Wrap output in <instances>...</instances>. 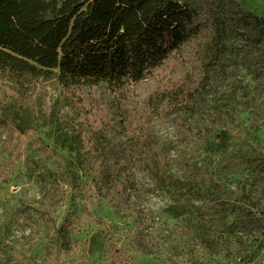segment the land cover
Here are the masks:
<instances>
[{"label":"trees","instance_id":"1","mask_svg":"<svg viewBox=\"0 0 264 264\" xmlns=\"http://www.w3.org/2000/svg\"><path fill=\"white\" fill-rule=\"evenodd\" d=\"M185 44H192L199 73L193 67L174 79L171 69L162 68L180 55ZM240 68L251 74L258 88L264 87V16L245 10L237 0H0V76L16 80L27 75L50 77L58 70L65 92L106 84L108 92L121 98L139 93L143 81L153 80L137 115L124 119L144 158L149 157L153 164L160 153L146 143L144 135L151 122L175 112L191 114L204 101L201 105L207 110L212 137L200 143L189 123H184L188 143L180 158H173L177 181L183 189L205 196V203L219 210L222 219L238 211L243 219L237 223L251 211L241 200V192L227 195L222 171L244 172L252 166L264 169V156L257 155L255 148L244 155L241 151L247 129L237 119ZM220 87H224L223 93ZM79 99L77 103L85 98ZM78 108L73 117L76 127L62 133V146L76 152L74 159L86 168L81 170L90 178L91 197L105 196L114 206H121L126 202L121 169L132 186L135 175L125 158L117 161L111 151L101 148V128L107 120L98 113L89 116L84 106ZM0 123L9 127L4 160L11 166L28 158L16 149L18 137L44 146L27 117L3 111ZM232 147L239 151L229 154L221 169L199 165L200 149L227 152ZM252 154L256 157L250 159ZM66 172L67 167L63 172L39 170L42 195L23 202L28 208L24 219L34 229L3 245V251L17 264H34L29 248L41 235H47L48 246L40 264H92L82 234V212L72 209L62 221L57 218L70 184L63 177ZM253 215L246 218L251 225L264 224ZM91 220L98 222L104 235L100 259L109 264H144L114 240L105 219Z\"/></svg>","mask_w":264,"mask_h":264},{"label":"rangeland","instance_id":"2","mask_svg":"<svg viewBox=\"0 0 264 264\" xmlns=\"http://www.w3.org/2000/svg\"><path fill=\"white\" fill-rule=\"evenodd\" d=\"M237 2L245 10L264 16V0ZM166 67L172 70L174 79L192 71L193 67L199 73L192 44H185L180 55H175L162 70ZM57 74L55 70L50 77L27 75L21 80L0 76V112L27 117L44 143L39 146L25 136L18 137L16 149L21 151V157L27 155L28 158L16 160L11 166L4 160L10 144L9 127L0 123V170H3L0 172V264H17L3 251V245L13 238L25 237L34 229L31 222L24 219L28 208L23 202L27 204L42 195L39 170L61 169L63 172L66 167L63 177L70 184L57 218L62 221L72 209L82 212V234L87 239L92 264H109L100 259L105 250L104 235L98 222L91 220L93 217L105 219L114 240L144 264H264V224L251 225L246 219L255 214L253 217H261L264 222V169L252 166L244 172L222 171V185L228 188L227 195L231 197L236 191L241 192V200L251 211L242 223H237L243 219L238 211L229 212L227 218L222 219L219 210L205 203V196L183 189L177 181L179 175L173 158H180L188 143L184 123H189L200 143L212 137L207 110L201 105L204 101L191 114L175 112L151 122L144 135L146 143L160 153L157 163L153 164L149 157L144 158L138 139L125 127L124 120L137 115L153 80L143 81L139 93L121 98L108 92L106 84L65 92ZM239 74L237 119L247 129L241 151L244 155L252 147L257 155L264 156V87L258 88L246 69L240 68ZM223 90L224 87L219 88L220 93ZM79 96L85 99L77 103L82 99ZM79 106H84L83 111L89 116L98 113L107 120L101 128V148L111 151L117 161L125 158L135 175L134 187L121 169L126 185V202L121 206H114L105 196L91 197L94 193L88 188L90 178L81 170L85 167L74 159L76 152L62 146V133L73 132L76 127L73 117ZM238 151L234 147L227 152L200 149L199 165L203 169L208 165L221 169L226 166L227 156ZM254 155H250V159L256 157ZM47 246V235H41L31 245L29 254L35 257L34 264L43 261Z\"/></svg>","mask_w":264,"mask_h":264}]
</instances>
